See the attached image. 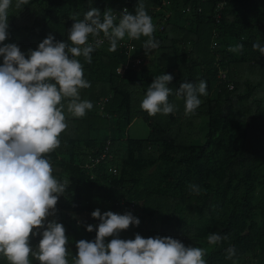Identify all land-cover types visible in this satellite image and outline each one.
Masks as SVG:
<instances>
[{"label": "trees", "instance_id": "1", "mask_svg": "<svg viewBox=\"0 0 264 264\" xmlns=\"http://www.w3.org/2000/svg\"><path fill=\"white\" fill-rule=\"evenodd\" d=\"M138 2L29 0L16 9L13 0L4 43L17 44L26 55L49 34L70 44L73 15L82 19L94 7L112 11L118 23L125 8L135 14ZM142 2L159 41L150 56L142 48L146 37L126 35L114 52L105 39L91 53V63L78 58L91 85L80 90V97L93 108L76 118L65 107L68 128L48 158L53 175L68 183L47 220L64 225L69 264L77 241L95 239L100 221L91 213L96 209L131 212L139 219V225L120 231L121 239H134L137 233L170 236L206 249L207 264H264V54L252 48L254 42L264 45V0ZM238 43L244 45L242 53L228 51ZM164 73L173 77L168 100L176 110L149 116L141 100L154 77ZM200 80L208 95L201 97L195 115L185 116L184 101L175 93L182 82ZM136 118L149 129L146 137L130 136L128 127ZM107 147L103 163L85 166L90 155H101ZM111 165L118 167L117 174ZM190 185H198L200 194ZM212 233L223 238L220 243L208 244ZM41 238L31 236V246ZM228 247L236 249L231 259L226 258ZM0 264L9 262L0 255Z\"/></svg>", "mask_w": 264, "mask_h": 264}, {"label": "clouds", "instance_id": "2", "mask_svg": "<svg viewBox=\"0 0 264 264\" xmlns=\"http://www.w3.org/2000/svg\"><path fill=\"white\" fill-rule=\"evenodd\" d=\"M28 3L29 0H15L14 6L22 9ZM11 7L13 0H0V57L3 58L0 64V255L9 264H31L30 256L39 264H69L65 227L56 219L47 220L55 215L58 199L66 193L68 181H60L53 175L48 154L60 147L61 133L68 128L65 107L76 118H83L93 108L92 102L80 97V90L91 85L78 58L91 63V53L105 39L110 44L108 50L114 52L118 41L126 35L137 40L146 37L142 48L147 56L159 47V41L153 35L152 17L140 0L135 14L125 8L118 23L112 11L101 13L94 7L82 19L73 15L70 44L49 34L26 55L17 44L4 43ZM90 36L92 42H89ZM212 46H216L215 42ZM252 48L264 54V45L260 42H254ZM243 49V43H238L228 51L242 53ZM133 61L141 62L138 57ZM172 80L171 74L164 73L148 85L140 107L149 116L168 115L176 110L168 100L172 92L168 85ZM175 95L184 101L185 116L195 115L202 103L201 97L208 95L207 84L204 80L182 82ZM65 100L66 106L62 103ZM108 150L107 147L101 155H90L85 166L95 168L103 163ZM109 169L118 173L116 165ZM189 188L200 194L198 185ZM91 216L100 221L95 226V239L76 242L73 264H207L206 249L185 246L170 236L144 238L137 233L134 239L119 238L120 231L140 223L131 212L101 213L96 209ZM86 229L92 232L94 226L88 224ZM36 235L42 238L33 248L30 237ZM107 237L113 238L106 243ZM222 239L212 233L207 242L216 245ZM225 251L227 259L236 253L234 247Z\"/></svg>", "mask_w": 264, "mask_h": 264}, {"label": "rangeland", "instance_id": "3", "mask_svg": "<svg viewBox=\"0 0 264 264\" xmlns=\"http://www.w3.org/2000/svg\"><path fill=\"white\" fill-rule=\"evenodd\" d=\"M144 59H145V62H148L150 60V57H146ZM138 60L140 61L141 58L138 57ZM139 96H140V99L143 97L142 94H140ZM200 120L202 121V118L199 119L198 121H200ZM142 123H143V120H141L139 118H136L132 122V124L128 127L130 136H132V137L133 136H135V137H146L149 134V129L147 127H145ZM199 131H200V129H199Z\"/></svg>", "mask_w": 264, "mask_h": 264}, {"label": "built area", "instance_id": "4", "mask_svg": "<svg viewBox=\"0 0 264 264\" xmlns=\"http://www.w3.org/2000/svg\"><path fill=\"white\" fill-rule=\"evenodd\" d=\"M138 62H139V60H138Z\"/></svg>", "mask_w": 264, "mask_h": 264}]
</instances>
